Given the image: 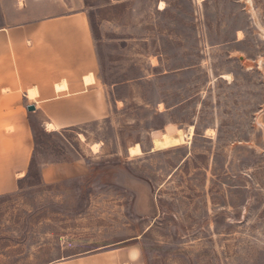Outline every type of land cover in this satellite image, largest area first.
I'll return each mask as SVG.
<instances>
[{
  "label": "rangeland",
  "instance_id": "374dc122",
  "mask_svg": "<svg viewBox=\"0 0 264 264\" xmlns=\"http://www.w3.org/2000/svg\"><path fill=\"white\" fill-rule=\"evenodd\" d=\"M83 5L108 113L48 130L30 111L34 167L0 195V264H59L120 240L144 264H264V0ZM70 160L85 174L38 178ZM137 188L155 218L134 213Z\"/></svg>",
  "mask_w": 264,
  "mask_h": 264
},
{
  "label": "crops",
  "instance_id": "0c3cea01",
  "mask_svg": "<svg viewBox=\"0 0 264 264\" xmlns=\"http://www.w3.org/2000/svg\"><path fill=\"white\" fill-rule=\"evenodd\" d=\"M83 6V0H0V195L18 189L33 157L28 105L47 115L46 123L55 129L99 120L108 113ZM87 100L88 106L77 103ZM63 114L70 117H59ZM40 174L50 183L85 174V168L78 160L50 162L41 166ZM121 241L59 264H144L140 247L120 245Z\"/></svg>",
  "mask_w": 264,
  "mask_h": 264
},
{
  "label": "water",
  "instance_id": "95a60500",
  "mask_svg": "<svg viewBox=\"0 0 264 264\" xmlns=\"http://www.w3.org/2000/svg\"><path fill=\"white\" fill-rule=\"evenodd\" d=\"M241 58V57H240ZM263 71H264V63H263ZM28 111H34L35 106L34 105H28L27 106ZM134 182L137 185H140V182L134 180ZM146 193H145V192ZM137 194V198L135 199L134 206H132V209L134 213L138 214L139 216H148L151 218H155L157 216V209L153 205V200L150 197V192L147 189L143 188H137L135 190ZM150 198V199H149ZM149 200V205L148 206H140L142 202L148 201Z\"/></svg>",
  "mask_w": 264,
  "mask_h": 264
},
{
  "label": "bare ground",
  "instance_id": "6f19581e",
  "mask_svg": "<svg viewBox=\"0 0 264 264\" xmlns=\"http://www.w3.org/2000/svg\"><path fill=\"white\" fill-rule=\"evenodd\" d=\"M159 6L161 8V7H163V4L161 3V4H159ZM263 36H264V30H263ZM263 63H264V58H262L261 60L258 61L259 67H260V69H261V71L263 72V75H264ZM250 66H251V63H249L248 67H250ZM47 128H48V130H55L56 126L53 123H47Z\"/></svg>",
  "mask_w": 264,
  "mask_h": 264
},
{
  "label": "trees",
  "instance_id": "16d2710c",
  "mask_svg": "<svg viewBox=\"0 0 264 264\" xmlns=\"http://www.w3.org/2000/svg\"><path fill=\"white\" fill-rule=\"evenodd\" d=\"M91 33H92V28H91ZM93 35H94V34H93ZM93 37H94V36H93ZM33 167H34V160H33V157H32L31 162H30V166H29V169H28V172H27V174H26V176H25L24 178L30 176ZM38 178L41 179V174H40V172H38Z\"/></svg>",
  "mask_w": 264,
  "mask_h": 264
}]
</instances>
